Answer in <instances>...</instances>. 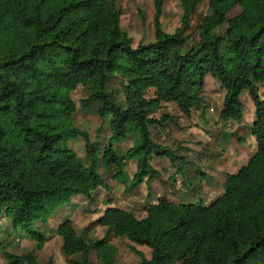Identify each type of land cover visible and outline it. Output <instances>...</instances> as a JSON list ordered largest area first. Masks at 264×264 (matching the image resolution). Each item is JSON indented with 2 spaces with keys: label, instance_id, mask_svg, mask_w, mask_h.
<instances>
[{
  "label": "trees",
  "instance_id": "obj_1",
  "mask_svg": "<svg viewBox=\"0 0 264 264\" xmlns=\"http://www.w3.org/2000/svg\"><path fill=\"white\" fill-rule=\"evenodd\" d=\"M116 1L0 0V218L8 217L14 231L25 227L42 248L47 238L39 223L47 225L76 194L95 202L92 192L105 186L100 167L126 181L127 162L136 160L128 187L146 177L150 186L152 155L182 158L152 134V125L172 116L153 114L162 103H175L189 115L203 101L211 75L226 91L222 120L242 119L245 90L255 105L257 153L226 174L223 194L209 205L161 197L142 219L109 207L92 223L107 227L101 239H86L70 219L56 233L72 264H90L92 251L102 264H116L110 233L151 248L147 258L130 245L140 256L135 264H264V0H210V13L197 26L198 42L190 28L203 0H180L181 24L174 32L162 23L167 0H154L155 40L136 47L121 27ZM236 6L240 13L229 17ZM116 78L122 102L109 88ZM79 84L88 92L82 106L98 103L99 130L109 124L102 153L75 123L70 92ZM149 89L155 97L147 98ZM78 139L85 161L73 146ZM121 143H131L123 154ZM0 245L6 264H40L31 251L17 254Z\"/></svg>",
  "mask_w": 264,
  "mask_h": 264
},
{
  "label": "crops",
  "instance_id": "obj_2",
  "mask_svg": "<svg viewBox=\"0 0 264 264\" xmlns=\"http://www.w3.org/2000/svg\"><path fill=\"white\" fill-rule=\"evenodd\" d=\"M244 96L247 98V103L252 107V112L247 113L243 110L242 119L239 121L234 119L222 120L220 118V113L217 115L219 117L214 116L215 119L211 118V115L207 113L204 116V113H200L198 110H195L196 106L189 115L184 114L182 111L176 114L168 112L167 114L172 117L164 120L161 124L152 125L154 140L162 145L168 146L178 156H183L180 153H183V151L187 149L185 148L186 145L191 147L188 148V150L192 153V157L189 159L183 158V160L185 161L186 159L185 163H189L190 166H194V169L199 176L193 182L190 181L191 175H182L180 173L181 171L177 169L175 164H173L167 156L158 157L152 155L150 159L151 192L149 193L148 191L144 196L148 198V200H136L138 198L137 190H139L137 188H142V184H147V181L146 183L145 181L141 183V186L137 188H129L128 186L130 185L135 173L132 174V172H129L126 165L125 172L127 180L119 182V179L114 178L116 184H114L112 192L109 195L102 192L104 188L103 186L98 187L92 192V197L95 200L96 207L90 208L92 202L89 201L87 195L76 194L71 197L68 204L59 210L55 216L52 215L53 217L51 216L48 218L46 227H50L56 231L63 221L70 219L73 221L75 228H81L80 231L83 236H87L86 234L88 233L90 235V237L87 236L88 238L101 239L106 235L107 227L100 224L92 226V223L104 215L107 208L118 207L132 212L136 215V217L142 219L147 215L146 208L151 204L157 203L161 197H167L176 204L184 202L180 201L182 195L181 192L188 189V184L195 187L192 192V197L195 198L196 201H191L190 203L204 202L207 205L209 202H213L224 192L226 174L237 173L251 160L258 150V148L256 149L255 147V145H257L256 137L250 136L248 131V128L253 125L256 119L255 105L248 91L244 94ZM244 96H242V101H244ZM161 116L155 117L160 118ZM191 119L196 120L191 123ZM245 134L249 135L247 138L249 141L248 144L244 143ZM194 141H199L197 144L199 145L198 148H200V150H198V148L194 150ZM136 169L137 168L135 166V172ZM185 171L187 172V170ZM145 180H147V177ZM173 181H176L179 184V190H177L178 192L174 191L176 187L171 185L173 184ZM115 191L120 193V196L123 199L122 201H119L118 204L116 203L117 194H115ZM130 193L131 195H129ZM100 195H104L106 198L100 200ZM126 198L128 201L125 200ZM175 199H177V201ZM123 202L125 203L124 205L122 204ZM140 209L144 210V215L142 217L138 215ZM93 233L95 234L93 235ZM49 236L52 237L53 235L51 234ZM56 238L60 239L63 245V240L58 234H56ZM118 238L120 237L113 236L110 239V242L116 244L113 241ZM122 239H124L126 243H129V246L134 245L137 249L143 251L147 258H150V255H152L150 247L135 244L127 238ZM94 253L97 256L96 251L91 252L90 264H93ZM97 260L100 261V259ZM100 263L102 262L100 261ZM61 264L72 263L69 261L68 257V259L63 258V263ZM116 264H119L117 258Z\"/></svg>",
  "mask_w": 264,
  "mask_h": 264
},
{
  "label": "rangeland",
  "instance_id": "obj_3",
  "mask_svg": "<svg viewBox=\"0 0 264 264\" xmlns=\"http://www.w3.org/2000/svg\"><path fill=\"white\" fill-rule=\"evenodd\" d=\"M117 7L121 10V27L123 30H125L133 39V45L136 47L139 43H149L151 41L155 40V26H154V17H155V4L154 0H117L116 1ZM209 2L210 0H203L202 3L199 5L197 12L193 16L192 20V26L190 28V32L192 33V40L198 42L200 39L199 31L197 30V26L200 23L201 19L204 16H207L210 13L209 8ZM142 10L145 15V20L142 19L139 11ZM241 11V8L239 6H236L229 14V17H233L237 14H239ZM182 6L180 0H167L164 7V13L162 15V23L163 27L167 32H174L177 27L181 24V18H182ZM227 27V24L225 25ZM206 85L205 90L203 93V101L199 103V105L193 109L198 110L200 113H204V116L207 114L211 115V118L215 119L214 116L219 115L226 91L222 89L220 83L211 75H208L206 78ZM110 89H112L115 92V96L120 100L121 102L125 98L124 94V88L119 79H114L110 84ZM264 89L263 86H261V91ZM260 91V92H261ZM247 91H243L241 94L242 96ZM71 98L75 101L77 106V112L75 114V123L76 125L81 128L85 129L89 132L90 138L92 141L96 142L97 145H99L102 148L108 143L111 131L108 123H105L104 126L99 130L100 128V119L98 115L96 114V110L98 108V103H95L90 108H84L82 106V100L88 96V92L86 87L83 84H79L73 91L70 92ZM147 98H153L155 97V89H149L147 92ZM244 104H245V112H252V107L247 103V98L244 96ZM170 112L171 114H176L178 112H181V110L178 108V106L175 103H162V108H160L158 111H156L153 115L155 116H161L162 114H167ZM248 115V114H246ZM219 117V116H217ZM168 118H166L167 120ZM211 119V120H213ZM196 119H191L190 122H195ZM214 121V120H213ZM198 125V122H197ZM251 127L248 128L249 135L254 136L251 133ZM248 134H245V142L246 144L249 143L247 140ZM166 139V138H165ZM164 139V141H165ZM131 141V138L129 139ZM73 142V141H72ZM199 141H194L195 143V149L196 150L199 145L197 144ZM131 145L129 144H118L117 147L120 149L121 153L123 154L127 147ZM74 148L78 151V154L82 157V159L85 161L86 158V150L84 146V142L80 139L75 140L73 142ZM256 149L258 148L257 145H255ZM185 149L181 156L182 158H179L178 160L172 161V159L167 156L171 160L173 164L181 171L180 173L183 175H191L190 181L193 182L197 179L198 174L196 170L194 169V166H190L189 163H185L186 159H189L192 157V153L189 152L188 145L185 146ZM200 150V148H198ZM186 154V155H185ZM153 156H158L154 154ZM161 157V156H158ZM183 158H186L185 161ZM135 166L136 161H129L127 162V168L129 172H132V174L135 173ZM126 170V168H125ZM187 170V172L185 171ZM101 173H103L105 176V186H103V193H107L106 195H109L112 192V189L114 187L115 179L113 177V171H104L102 167H100ZM192 171V172H191ZM185 172V173H184ZM186 177V176H185ZM120 181H124L123 179H119ZM145 183L147 180H145ZM143 181V182H144ZM142 182V183H143ZM188 184V183H187ZM173 187H176L174 191L179 190V184L176 181H173V184H171ZM141 186V185H140ZM100 187V186H99ZM194 186H191L188 184V189L183 190L181 192V200L185 203H190L191 201H196L195 198L192 197V192L194 190ZM111 189V191H110ZM137 196L138 198L136 200L142 201V199L148 200V198L144 197L146 193L149 191L150 186L149 184H142V188H137ZM105 190V191H104ZM110 191V192H108ZM132 191V190H131ZM178 192V191H177ZM115 194H117L116 203L118 204L119 201H122L123 199L120 196V193L115 191ZM131 195V193L129 194ZM106 197L104 195H100V200L105 199ZM127 200V198L125 199ZM177 201V199H175ZM128 201V200H127ZM147 202V201H146ZM202 204L204 202H201ZM68 204L65 203V205L59 206L56 211L52 213L53 216L56 215V213L64 208ZM125 204L124 202L122 203ZM210 204V202H209ZM207 204V205H209ZM96 203L92 202L91 207H96ZM204 205H206L204 203ZM51 215V216H52ZM138 215L142 217L144 215V210H139ZM50 216V217H51ZM52 216V217H53ZM49 217V218H50ZM40 227V230H43L47 240L43 244L42 248H38V241L33 239L31 237L30 232L26 231L25 227H18L15 231L13 230L12 223L10 219L6 216H3L0 218V243L7 244L8 249L10 251H13L17 254H23L26 251L33 252L38 261L42 264H47L49 259H52L54 264H61L63 263V258L68 259V256H66L63 252V245L60 239L56 238V231L54 229H51L50 227H46V225L40 224L38 225ZM95 226V225H92ZM35 228V227H34ZM36 229V228H35ZM47 229V230H45ZM77 231L81 233V228L76 227ZM53 235L50 237L49 235ZM95 233H93L94 235ZM88 237L90 235L86 234ZM87 236H85L86 239H89ZM114 235L109 234V239H111ZM121 239V240H119ZM116 246L118 247V252L116 253V258L119 264H135L139 262L140 256L137 255L134 251L130 250L129 243H126V241L122 238H118L115 241ZM0 245V264H6V259L3 254V250L1 249ZM95 252V251H94ZM151 252V251H150ZM151 257V255H150ZM98 257L93 255V264H102L99 260H97Z\"/></svg>",
  "mask_w": 264,
  "mask_h": 264
}]
</instances>
